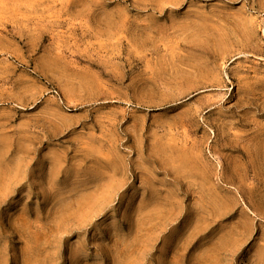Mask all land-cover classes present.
<instances>
[{"label":"rangeland","instance_id":"obj_1","mask_svg":"<svg viewBox=\"0 0 264 264\" xmlns=\"http://www.w3.org/2000/svg\"><path fill=\"white\" fill-rule=\"evenodd\" d=\"M0 264H264V0H0Z\"/></svg>","mask_w":264,"mask_h":264},{"label":"bare ground","instance_id":"obj_2","mask_svg":"<svg viewBox=\"0 0 264 264\" xmlns=\"http://www.w3.org/2000/svg\"><path fill=\"white\" fill-rule=\"evenodd\" d=\"M243 30V34L245 35V39L252 41L255 37V30L254 27H248L247 25H243L242 29ZM223 47V46H221Z\"/></svg>","mask_w":264,"mask_h":264}]
</instances>
